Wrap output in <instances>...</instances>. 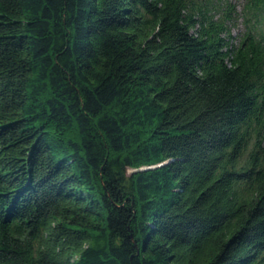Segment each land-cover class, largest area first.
Masks as SVG:
<instances>
[{
	"label": "trees",
	"instance_id": "16d2710c",
	"mask_svg": "<svg viewBox=\"0 0 264 264\" xmlns=\"http://www.w3.org/2000/svg\"><path fill=\"white\" fill-rule=\"evenodd\" d=\"M241 10L0 0V264H264V0Z\"/></svg>",
	"mask_w": 264,
	"mask_h": 264
},
{
	"label": "rangeland",
	"instance_id": "374dc122",
	"mask_svg": "<svg viewBox=\"0 0 264 264\" xmlns=\"http://www.w3.org/2000/svg\"><path fill=\"white\" fill-rule=\"evenodd\" d=\"M235 4V8L238 13H241V7L243 6L244 0H231ZM237 24L232 28V35L237 37V35L244 30V24L242 22V17H238Z\"/></svg>",
	"mask_w": 264,
	"mask_h": 264
}]
</instances>
